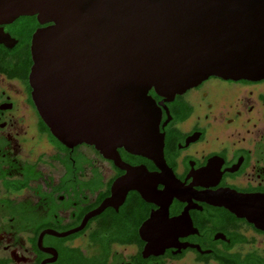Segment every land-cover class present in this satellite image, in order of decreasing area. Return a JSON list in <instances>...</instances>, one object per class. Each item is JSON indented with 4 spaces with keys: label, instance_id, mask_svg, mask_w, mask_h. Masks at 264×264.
Returning a JSON list of instances; mask_svg holds the SVG:
<instances>
[{
    "label": "flooded vegetation",
    "instance_id": "1",
    "mask_svg": "<svg viewBox=\"0 0 264 264\" xmlns=\"http://www.w3.org/2000/svg\"><path fill=\"white\" fill-rule=\"evenodd\" d=\"M51 25L33 16L1 26L13 47L0 44V264H264V231L210 199L264 197V78L210 77L170 102L150 91L161 180L179 189L158 183L146 198L115 200L127 171L93 146L61 144L34 104L32 39ZM118 153L125 167L162 173Z\"/></svg>",
    "mask_w": 264,
    "mask_h": 264
},
{
    "label": "water",
    "instance_id": "2",
    "mask_svg": "<svg viewBox=\"0 0 264 264\" xmlns=\"http://www.w3.org/2000/svg\"><path fill=\"white\" fill-rule=\"evenodd\" d=\"M33 16L52 24L32 39L37 111L61 144L93 146L127 171L115 200L129 190L146 198L158 183L179 189L161 180L168 168L150 91L170 102L210 77L264 78V0H0V44L13 47L1 26ZM120 148L162 173L125 167ZM210 199L264 231V197Z\"/></svg>",
    "mask_w": 264,
    "mask_h": 264
}]
</instances>
